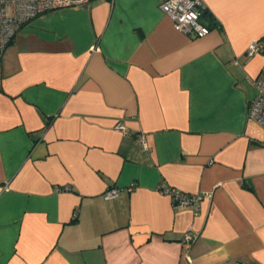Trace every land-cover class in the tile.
Returning a JSON list of instances; mask_svg holds the SVG:
<instances>
[{
  "label": "crops",
  "instance_id": "obj_1",
  "mask_svg": "<svg viewBox=\"0 0 264 264\" xmlns=\"http://www.w3.org/2000/svg\"><path fill=\"white\" fill-rule=\"evenodd\" d=\"M162 1L46 11L6 47L0 264H264V128L247 118L264 0H202L198 38ZM160 184L211 195L195 213Z\"/></svg>",
  "mask_w": 264,
  "mask_h": 264
},
{
  "label": "built area",
  "instance_id": "obj_2",
  "mask_svg": "<svg viewBox=\"0 0 264 264\" xmlns=\"http://www.w3.org/2000/svg\"><path fill=\"white\" fill-rule=\"evenodd\" d=\"M90 0H0V62L6 47L14 39L18 30L38 15L53 9L87 3ZM160 8L172 21L175 30L192 38L203 37L210 32V27L201 22L200 18L205 6L202 0H163ZM262 48L258 41L249 43L246 53L252 55ZM256 93L248 101L247 118L264 128V67L259 75L252 80ZM118 129L125 131L123 125ZM145 145L144 137L141 138ZM159 190L170 196L174 205L190 207L195 213L199 210L202 198L210 197V193L188 194L180 189L168 187L163 184ZM122 191L119 187H111L104 193L106 198H114ZM197 235L188 229L182 240L190 244ZM229 264H244L234 261Z\"/></svg>",
  "mask_w": 264,
  "mask_h": 264
},
{
  "label": "trees",
  "instance_id": "obj_3",
  "mask_svg": "<svg viewBox=\"0 0 264 264\" xmlns=\"http://www.w3.org/2000/svg\"><path fill=\"white\" fill-rule=\"evenodd\" d=\"M75 213L72 214V217H74Z\"/></svg>",
  "mask_w": 264,
  "mask_h": 264
}]
</instances>
